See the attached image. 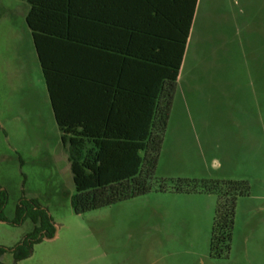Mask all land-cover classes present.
Segmentation results:
<instances>
[{"label":"rangeland","instance_id":"obj_1","mask_svg":"<svg viewBox=\"0 0 264 264\" xmlns=\"http://www.w3.org/2000/svg\"><path fill=\"white\" fill-rule=\"evenodd\" d=\"M23 0H0V264H264V0H199L154 190L75 213L62 142ZM245 181L231 250L211 257L216 194L159 192V183ZM36 202L54 229L30 257L13 252L34 230ZM2 214V216H1ZM42 237V239H41ZM38 240V241H37Z\"/></svg>","mask_w":264,"mask_h":264},{"label":"trees","instance_id":"obj_2","mask_svg":"<svg viewBox=\"0 0 264 264\" xmlns=\"http://www.w3.org/2000/svg\"><path fill=\"white\" fill-rule=\"evenodd\" d=\"M23 1L30 5L26 21L69 153L75 213L150 194L199 0ZM76 56L82 68L74 72L69 62ZM97 84L113 91L108 93L115 95V110L121 107V97L129 101L125 124L112 117L114 109L107 119L93 117V101L84 99L78 88L68 89L90 90ZM158 191L216 194L211 257L229 255L238 200L250 195L247 182L179 179L172 187L161 181ZM8 199L0 188V213ZM37 206L22 202L16 210L19 222L30 209L27 216L35 226L13 252L16 261L30 257V237L38 239L46 231L51 238L54 233L47 214ZM5 253L0 248V257Z\"/></svg>","mask_w":264,"mask_h":264},{"label":"crops","instance_id":"obj_3","mask_svg":"<svg viewBox=\"0 0 264 264\" xmlns=\"http://www.w3.org/2000/svg\"><path fill=\"white\" fill-rule=\"evenodd\" d=\"M197 10H198V8H197ZM195 19H196V16L194 18L192 31H191L190 39H189L188 46H187V51H188V48H189V45H190V42H191L192 32L194 30V25H195ZM187 51H186V54H187ZM37 54H38V52H37ZM38 58H39V56H38ZM77 58L78 57L76 56V57H74L72 59L71 62H69V63H72L71 66H70V68L74 72H76V71L80 70V68H82L81 65H80V62L77 61ZM185 58H186V56H185ZM90 66L91 65L89 64V67ZM182 69H183V67H182ZM97 72H99V67H98ZM181 74H182V70H181V73H180V76H179V79H178V83L180 81ZM124 78L125 77L123 76V79ZM75 88L80 89L77 92H80V94L82 96H85V97H83L84 99H86L87 101L88 100L93 101V104L95 105L93 107V112H95V115H93V117H96L97 119H100V120L103 119V118L104 119H107L109 117V115H111L112 110L113 109L115 110V108L113 107V104H115V101H114L115 95H114V93H111V94L108 93V92H113V91H110V90L109 91H106V90H108L107 87H105V88H104V86L100 87V85L97 84L96 86L92 87L90 90H89V87H73V88L70 87L68 89L74 91ZM49 97H50V94H49ZM119 100H121V107H118V109L116 108L115 113H113L112 117L115 116V118H117L118 120H120L121 121L120 123L123 125V124H125V122H127L129 120V116L125 114V112L127 110H129V107H128L129 101L126 98H124V97H121V99H119ZM50 102H51V105H52L51 98H50ZM122 102L123 103L126 102L127 106L125 107L122 104ZM103 104H105V105H103ZM52 109H53L54 117H55V120H56V116H55V111H54L53 105H52ZM119 109L121 110V114L117 116L116 113L119 111ZM100 120H98V123L99 124H104ZM56 123H57V120H56ZM57 125H58V123H57Z\"/></svg>","mask_w":264,"mask_h":264}]
</instances>
